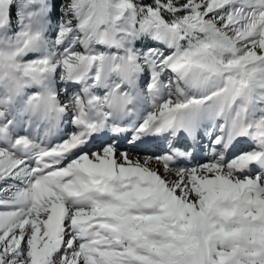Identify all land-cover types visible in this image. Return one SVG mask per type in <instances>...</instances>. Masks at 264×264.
I'll return each mask as SVG.
<instances>
[{
  "label": "snow or ice",
  "instance_id": "snow-or-ice-1",
  "mask_svg": "<svg viewBox=\"0 0 264 264\" xmlns=\"http://www.w3.org/2000/svg\"><path fill=\"white\" fill-rule=\"evenodd\" d=\"M0 264H264V0H0Z\"/></svg>",
  "mask_w": 264,
  "mask_h": 264
},
{
  "label": "rangeland",
  "instance_id": "rangeland-1",
  "mask_svg": "<svg viewBox=\"0 0 264 264\" xmlns=\"http://www.w3.org/2000/svg\"><path fill=\"white\" fill-rule=\"evenodd\" d=\"M43 123V124H42ZM41 123V131H43V128L46 126V122H42ZM53 136H52V138L53 137H55V132H56V129L55 128H53ZM206 147V146H205ZM163 149V148H162ZM162 149H159V150H157L156 152L158 153L160 150H162ZM134 159L136 158V157H133ZM208 158V154L205 152V153H201V154H199V156H197V160L196 161H194V162H202L203 160H205V159H207ZM153 166H155V165H153Z\"/></svg>",
  "mask_w": 264,
  "mask_h": 264
},
{
  "label": "bare ground",
  "instance_id": "bare-ground-1",
  "mask_svg": "<svg viewBox=\"0 0 264 264\" xmlns=\"http://www.w3.org/2000/svg\"><path fill=\"white\" fill-rule=\"evenodd\" d=\"M164 146L163 145H161V146H159L158 148H156V149H154L153 151H157V150H159V149H161V148H163Z\"/></svg>",
  "mask_w": 264,
  "mask_h": 264
},
{
  "label": "trees",
  "instance_id": "trees-1",
  "mask_svg": "<svg viewBox=\"0 0 264 264\" xmlns=\"http://www.w3.org/2000/svg\"><path fill=\"white\" fill-rule=\"evenodd\" d=\"M59 15V10H58V12H57V16Z\"/></svg>",
  "mask_w": 264,
  "mask_h": 264
}]
</instances>
